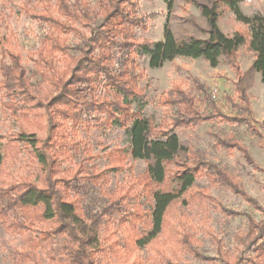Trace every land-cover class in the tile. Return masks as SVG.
Returning a JSON list of instances; mask_svg holds the SVG:
<instances>
[{
	"label": "rangeland",
	"instance_id": "374dc122",
	"mask_svg": "<svg viewBox=\"0 0 264 264\" xmlns=\"http://www.w3.org/2000/svg\"><path fill=\"white\" fill-rule=\"evenodd\" d=\"M80 1L81 11L74 22L79 33L70 31L65 34L68 45L74 47L80 45V33L84 37L91 34V20H102L104 17V12L99 10L98 5L103 0ZM131 3L135 7L131 17L138 21L131 28L132 39L128 43L162 40L166 22L175 29L177 35L184 32L187 35L204 36L203 31L207 26L199 7L203 4L217 6V24L224 34L231 35L235 31L247 33L246 25L240 23L221 0H174L170 7L165 0H106L107 17L116 15L119 11L131 13L128 11ZM26 7H36L35 10L38 11L41 9L40 0H0V33L4 46L10 53L0 55V62L7 63L14 59L20 65L21 75L26 77V85L19 89V86L13 84L16 83L14 78L19 74L14 75L9 89L1 83L4 74L0 72V137L4 143L0 166V264H20L21 248L25 243L17 224L25 223L23 216L31 220L30 230L34 236L43 237L44 231L50 230L53 224V220L41 219L39 208L20 210L6 201V198L12 199L13 194L24 184L44 185V174L34 156L33 148L17 139L21 132L33 134L38 140L39 148L49 146L58 152L54 179L60 180V184H67L72 195H77L72 189L84 182L90 183L85 188L84 203L87 209H101L110 202L107 200L109 193L114 194L117 199V206L122 210H113L106 228H100L99 235L105 250L98 254L95 264H130L132 261L136 264H156L154 258L159 259L157 252L162 257L173 259L172 252L177 246L174 241L177 234L173 229L180 221L191 234L190 241L199 253L196 255L182 249L179 251V261L182 264H223L216 256L217 244L227 253L228 264H234L236 249L241 247L235 241V234L245 230L246 215L252 216L255 221L263 215L227 186L210 182L203 170L199 171L193 181L186 202L178 200L169 207L163 230L156 240L138 248L133 245L130 237L126 238L128 233L124 224L118 223L125 212L123 209L131 211L139 204L144 216L148 208L147 190L139 180L146 162L129 155L126 149L128 138L122 127L105 123L108 119L107 108L87 112L82 104L76 103V109L81 112L75 125L72 119L58 122L59 115L50 113L52 108L61 110L63 107L53 104V98L58 92L51 80L45 78L47 68L41 67L39 61L36 62L35 52L49 27L40 21L37 13L31 14ZM239 8L248 16L264 14V0H239ZM119 19V15H116L107 22L121 26ZM65 58L59 55L55 63V67L62 72L68 69ZM134 60L135 73L141 72L142 75L138 78L139 99L131 107L137 109L142 106L145 116L151 118L155 125L170 123L171 117L166 118L165 115L173 112L161 101L179 99L178 91L195 99L199 110L205 111L204 104L199 100L202 95L199 87L207 89L224 119L218 116L208 120L200 118L199 124L193 127L178 125L174 130L181 140L188 142L192 150L205 151L209 160L228 169L240 181L246 197L264 209V82L260 80L258 73H255L252 86L246 91L250 113L240 116L231 106L232 101L239 103L236 90L238 78L252 61V53L246 45L240 46L232 58L222 57L215 67L210 66L202 57L179 55L156 68L149 66L147 55H135ZM113 65L117 67V64ZM70 75V72H63L62 81H71L73 76ZM94 85L97 95L110 96L102 79ZM75 86L80 91L84 87L82 83L74 84V88ZM171 90L172 95L169 94ZM179 105L183 107L184 104L182 102ZM49 118L52 119L50 124ZM240 119L247 121L258 135L251 133ZM212 128L226 134L233 133L247 148L250 161L247 162L236 148L214 149L215 139L208 134ZM179 167L177 161L168 165L171 171ZM198 190L203 192L200 208L193 202L198 196ZM141 225L138 224L139 229L142 228ZM181 229L178 226L176 230ZM110 244L115 247L116 253L111 251ZM39 255L40 262L45 264L46 258L42 253Z\"/></svg>",
	"mask_w": 264,
	"mask_h": 264
},
{
	"label": "trees",
	"instance_id": "16d2710c",
	"mask_svg": "<svg viewBox=\"0 0 264 264\" xmlns=\"http://www.w3.org/2000/svg\"><path fill=\"white\" fill-rule=\"evenodd\" d=\"M165 1L170 7L174 0ZM221 1L230 8L240 23L246 25L247 33L235 31L231 35L224 34L217 24L219 15L217 6L203 4L199 7L207 26L203 31L204 36L187 35L180 31L177 35L175 29L166 22L162 40L150 43H128L127 41L132 39L131 28L137 25L138 21L137 18L131 17L135 7L131 3L133 7L128 9L131 13L117 12L121 26H116L107 22L116 15L107 17L106 0H103L102 4L99 2L98 5L99 10L104 12V17L102 20L101 18L91 20L93 28L91 34L84 37L80 33V45L74 47L68 45L65 34L70 31L79 33L74 22L81 11L80 0H40L41 9L36 11V7H26V10L33 15L37 13L40 21L49 27V31L43 35L41 44L35 52L36 62L39 61L41 67L51 71L49 73L46 71L45 78L51 80L52 86L58 92L53 98V104L63 107L61 110L52 108L50 113L59 115L58 122L72 119L75 125L81 112L76 109V103L82 104L87 112L107 108L108 119L105 123L122 127L128 138L126 149L129 155L133 159L146 162V168L139 180L147 190L148 208L144 216L139 204L131 211L123 209L125 212L118 223L124 224L128 233L126 238L130 237L133 245L138 248L156 240L163 230L169 207L178 200L186 202L193 181L199 171L203 170L210 182L227 186L261 211L263 217L258 221L246 215L245 230L235 234V241L241 247L236 249L234 264H264V209L256 205L254 200L246 197L240 181L228 169L209 160L205 151L192 150L188 142L181 140L174 130L178 125L193 127L199 124L200 118L203 120L215 116L223 118L216 101L210 97L207 89L199 87L202 92L199 100L204 104L205 111H200L195 99L187 97L180 91H178L179 99L161 101L173 112L170 115L166 113L165 117H171V121L164 125H155L151 118L145 116L142 106L137 109L131 107L139 99L138 78L142 75L141 72L135 73V55H147L151 68L159 67L164 61L177 55L202 57L210 66L215 67L222 57L232 58L240 46L246 45L252 53V61L238 78L236 90L239 103L232 101L231 106L240 116L250 113L246 91L252 86L255 73H258L260 80L264 82V14L255 13L248 16L240 10L239 0ZM4 44L0 33L1 56L10 54ZM59 55L66 57L68 67L66 71L73 76L69 82L62 81L63 72L66 71L62 72L55 67ZM113 64H117V67L115 68ZM0 72L4 74L1 83L9 89V85L12 84L11 79L16 74L20 76L14 78L16 83L13 84L19 86V89L26 85V77L21 75L20 65L14 59H10L7 63L0 62ZM101 79L111 97L97 95L94 83L98 84ZM78 83L84 86L81 91L76 86L74 88V84ZM172 93L171 90L169 94ZM182 102L183 107L179 105ZM51 120L49 118L48 123ZM242 122H245L251 133L258 135L247 121L242 120ZM208 134L215 139L214 149L236 148L241 151L247 162L250 161L247 148L233 133L226 134L212 128ZM17 139L25 141L33 148L34 156L44 174V185L24 184L13 194L12 199L5 197L6 201L20 210L39 208V215L43 221H54L50 230H45V235L38 237L30 230L31 220L23 216L25 223L17 224V228L23 233L25 246L21 248L23 251L18 263L43 264L39 260V254L42 253L47 261L45 264H95L98 254L105 250V246L101 243L102 237L99 235L100 228L102 226L106 228V222L110 220L113 210H122L117 206L114 194H108L107 200L110 202L101 209L95 211L87 209L84 203L85 188L90 183L84 182L76 189H72L74 194H77L72 195L67 184H60V180L54 179L57 171L55 158L58 152L49 146L39 148L38 140L33 134L21 132ZM3 151L4 143L0 137V166L3 161ZM174 161L179 162L180 167L171 171L168 165ZM262 189L264 191L263 187ZM196 194L198 196L193 202L199 207L203 192L198 190ZM139 223L142 224L140 229ZM178 226L182 228L180 231H177ZM178 226L173 229L177 234L174 236L177 245L172 252L174 258L162 257L157 252L159 259L154 258L156 264H182L179 261V251L182 249L199 255L193 242L190 241L192 236L184 228L183 222H178ZM110 249L116 253L115 247L111 244ZM216 250L217 258L223 264H228V255L219 244ZM130 264L136 262L132 261Z\"/></svg>",
	"mask_w": 264,
	"mask_h": 264
}]
</instances>
